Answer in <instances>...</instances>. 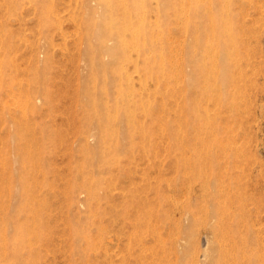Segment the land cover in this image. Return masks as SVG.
Here are the masks:
<instances>
[{
  "label": "rangeland",
  "instance_id": "rangeland-1",
  "mask_svg": "<svg viewBox=\"0 0 264 264\" xmlns=\"http://www.w3.org/2000/svg\"><path fill=\"white\" fill-rule=\"evenodd\" d=\"M224 1L215 0V12ZM57 2L62 28L50 34L49 75L52 94L56 92L50 103L40 104L36 116L37 127L45 124L48 132L60 136L43 144L37 128V141L30 148L44 158V164L33 170L35 178L29 179L43 222L30 221L29 208H21L23 199L13 198L9 168L21 163L12 148L20 141L0 122V238L10 239L15 227L26 229L37 253L30 256L23 247L24 264H217L224 242L210 224L225 221L231 228L229 242L247 240L264 255V0H228L235 48L212 43L209 95L200 90L206 86L201 73L189 78L200 62L188 59L190 34L182 30L183 21L165 8L169 17L160 34L168 59L164 78L160 74L161 83L155 78L147 81L146 107H151L152 115L136 110V124L150 130L146 138L135 132L134 146L126 141L115 154L119 162L112 164L94 155L96 138L89 130L81 133L75 113L84 61L80 0ZM32 24L39 40L40 24L38 20ZM220 49H229L231 57ZM194 80L201 86L190 85ZM186 101L188 112L183 108ZM197 103L205 110L200 118ZM86 107L84 115L90 111ZM81 136L86 140L79 143ZM195 144L198 153L190 150ZM185 154L193 157V166ZM186 208L192 209L195 221L188 218ZM190 231L194 234L188 237ZM0 264H14L1 248Z\"/></svg>",
  "mask_w": 264,
  "mask_h": 264
},
{
  "label": "bare ground",
  "instance_id": "bare-ground-1",
  "mask_svg": "<svg viewBox=\"0 0 264 264\" xmlns=\"http://www.w3.org/2000/svg\"><path fill=\"white\" fill-rule=\"evenodd\" d=\"M201 1L80 0L78 24L82 30L81 55L84 61L79 68V81L75 94L78 107L75 113L81 133L89 130L96 138L98 149L96 148L94 155L105 164L119 162L116 161L115 154L123 149L126 141L132 143L131 147L134 146L135 132L141 133L142 137L146 138L150 130L144 124H136V110L141 108L145 115H152L151 107H146L147 102L150 101L147 81L155 78L157 83H161L160 74H163L162 78H164L168 59L163 52L164 41L161 35L165 32L169 17L165 8H170L175 18L183 21L182 30L190 34L186 49L190 53L188 59L191 58V62L200 60L196 70L190 72V77L186 76L192 79L195 73H201L206 86L200 90L203 94L206 93L205 95L210 94V77L214 72L210 58L212 43H216L218 47L223 45L234 49L235 40L232 27H229L231 24L227 11L230 5L228 0L224 1V7L220 12L214 11L215 0H204V5ZM58 11L57 0L0 1V122L5 123L6 132L12 138H18L20 141L12 145L14 151L18 152L16 156L21 163L18 166L13 164L9 168V182L11 185L14 182L10 191L14 195L13 198L23 199L24 204L21 208L24 211L29 208L31 212L29 220L36 225H42L43 221L35 207L32 197L33 183L29 179L35 178L33 170L44 164V158L30 148L34 146V140L37 141L35 137L37 128H41L43 144H51L52 140L60 136L58 132L53 136L52 132H48L45 124L37 127L39 124L37 125L36 116L40 104L50 103L56 92L55 90L52 94L53 85H50L49 79L52 67L50 45L53 43L50 34L53 29L62 28V23L59 24L61 21L59 22ZM201 17L207 22L206 28L202 25ZM34 20H38L40 24L39 40L32 24ZM171 47L172 51L177 53L173 50L174 47ZM229 49L226 52L220 50L224 51L225 56L227 53V57H231ZM166 80L170 82V76ZM190 85L197 88L201 86L200 82L195 80ZM155 92H159V89L156 88ZM64 101L67 102L66 99ZM87 105L90 111L84 115ZM199 105V103L196 105L200 112L197 113L198 117L205 114V110ZM183 108L188 112L190 102L186 101ZM158 122L162 123L161 120ZM199 126L201 128L200 124ZM83 139L85 141L86 137L81 136L79 143ZM81 146L86 149V143ZM209 149L208 146L207 152ZM190 150L198 153V145H192ZM185 155L186 161L193 166V157ZM200 177L203 178V175ZM88 193L93 192L88 191ZM184 212L189 219L195 221L192 209L186 208ZM143 215L147 217V213ZM224 222L217 225L210 224L213 225L210 226L211 228L215 227V230L220 231L224 242L219 245L217 264H264V255L253 249L247 240L242 244L228 241L231 228ZM27 234L25 228L18 226L15 227V234L10 239L5 235L0 238V248L6 255L10 254L13 257L14 264H24L23 247L28 248L30 256H36L37 251L32 247L30 237L26 238ZM186 234L191 237L194 233L190 231ZM214 251L210 253L213 255Z\"/></svg>",
  "mask_w": 264,
  "mask_h": 264
}]
</instances>
